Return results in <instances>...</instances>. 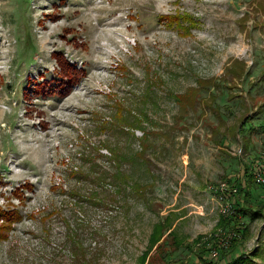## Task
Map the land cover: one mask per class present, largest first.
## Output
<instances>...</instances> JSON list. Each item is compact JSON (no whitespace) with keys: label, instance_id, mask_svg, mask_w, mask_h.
I'll return each instance as SVG.
<instances>
[{"label":"rangeland","instance_id":"1","mask_svg":"<svg viewBox=\"0 0 264 264\" xmlns=\"http://www.w3.org/2000/svg\"><path fill=\"white\" fill-rule=\"evenodd\" d=\"M176 12L190 33L158 19ZM54 51L86 71L60 99L34 92ZM262 163L264 0H0V210L21 216L0 264H140L166 217L143 264H198L193 240L225 244L222 182L262 204L240 250L264 254V187L241 183Z\"/></svg>","mask_w":264,"mask_h":264},{"label":"trees","instance_id":"2","mask_svg":"<svg viewBox=\"0 0 264 264\" xmlns=\"http://www.w3.org/2000/svg\"><path fill=\"white\" fill-rule=\"evenodd\" d=\"M158 19L161 21L166 20L169 26L177 27V29L183 30L185 34L190 33L189 26L195 24L192 16L178 12L174 14L160 15ZM183 22H188L189 26H184ZM52 58L55 61L57 77L51 82L44 81L41 83H37L34 92L40 96L50 95L60 99L71 92L72 86L80 81V79L85 75L86 71L84 68H79L74 63H71L61 51H54L52 53ZM117 66L121 69L123 68L122 64ZM227 72L228 74H230V76H232V79H239L248 74L244 62L236 59H234L233 65L229 66ZM211 84L212 83L210 82V85ZM190 94L192 93L189 89V91L183 93V95H174L173 99H175L176 102L179 103V101H184V98H189ZM116 112H118L116 113V119H118V121L122 122L123 120H125L122 115L123 107L119 108L118 111L116 109ZM243 124L244 122H242L241 126H243ZM110 150L113 157L116 156L115 151H113L111 148ZM253 166L254 167L251 169V171H249L250 169L247 166L244 167V178L243 180H241V183L244 184L245 182V184L247 185L246 190L243 191V194L245 196H248V192L252 183H255L253 180V172L255 167H258V164H254ZM113 177L114 179L120 180L123 183H127L129 179L128 174L121 173L119 170H116ZM239 189L242 190L243 187L240 186ZM218 194L224 200H228V204H230V207L232 208L231 212H229L228 214H220L218 222L216 224V229H219L224 233L225 244L222 242L217 244V239L214 233L210 236V241L206 240L202 242V239H204L203 236H200L198 237V239L193 240V245L189 244L187 245V248L190 251H193L195 249L196 262L198 264H219V262H222L223 264H264V254L261 251L255 249L249 254H245L242 250H240L241 244L248 237L247 225L242 219L247 215V213H250L252 217L257 216L260 212L259 207L262 206V204H260L258 208H252L248 205L241 206L239 202H237V200L231 204L229 200H231L230 197L234 195V192H232L231 190H225L218 191ZM20 218L21 216L17 211L3 212L0 210V239L7 238V233L11 227L12 221H17ZM171 221L172 220L166 217L164 220L158 221L153 225V230L148 238V248L139 257L140 264H143L148 259L150 250L161 239L164 231L170 229ZM170 233L174 232L170 230L168 234ZM174 245L176 246L175 248H178L181 245V240L175 239ZM213 251H217V254L214 255ZM256 259H259V262L256 261Z\"/></svg>","mask_w":264,"mask_h":264},{"label":"built area","instance_id":"3","mask_svg":"<svg viewBox=\"0 0 264 264\" xmlns=\"http://www.w3.org/2000/svg\"><path fill=\"white\" fill-rule=\"evenodd\" d=\"M234 153L236 155H242V149L238 148L235 149ZM253 180L254 182L259 185V186H264V163L258 164V167H255L254 172H253ZM219 191H225V190H231L232 192H236V188L229 187L226 182H222L218 186ZM228 206L223 207L221 209L222 213L228 214ZM214 255L217 254V251H213Z\"/></svg>","mask_w":264,"mask_h":264}]
</instances>
